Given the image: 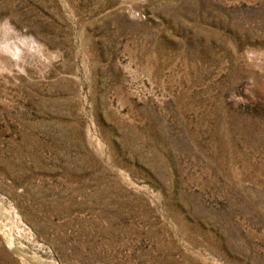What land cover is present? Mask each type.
<instances>
[{"label":"rangeland","instance_id":"1","mask_svg":"<svg viewBox=\"0 0 264 264\" xmlns=\"http://www.w3.org/2000/svg\"><path fill=\"white\" fill-rule=\"evenodd\" d=\"M0 264H264V0H0Z\"/></svg>","mask_w":264,"mask_h":264},{"label":"bare ground","instance_id":"2","mask_svg":"<svg viewBox=\"0 0 264 264\" xmlns=\"http://www.w3.org/2000/svg\"><path fill=\"white\" fill-rule=\"evenodd\" d=\"M23 253V252H22Z\"/></svg>","mask_w":264,"mask_h":264}]
</instances>
